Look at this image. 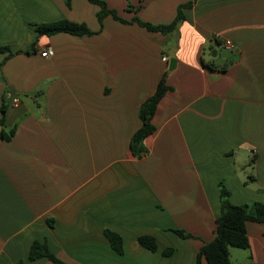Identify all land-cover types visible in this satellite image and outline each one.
<instances>
[{
	"label": "crops",
	"instance_id": "1",
	"mask_svg": "<svg viewBox=\"0 0 264 264\" xmlns=\"http://www.w3.org/2000/svg\"><path fill=\"white\" fill-rule=\"evenodd\" d=\"M104 1L124 20L167 24L189 0ZM98 11L88 0H0V46L21 51L0 67L1 130L14 127L0 139V264H58L28 260L33 240L64 264H195L215 236L220 184L232 204L264 203V0H195L165 34L111 15L100 25ZM59 19L94 33L36 32ZM169 50L171 89L135 157L138 107ZM244 227L248 247H230V264H264V222Z\"/></svg>",
	"mask_w": 264,
	"mask_h": 264
},
{
	"label": "trees",
	"instance_id": "2",
	"mask_svg": "<svg viewBox=\"0 0 264 264\" xmlns=\"http://www.w3.org/2000/svg\"><path fill=\"white\" fill-rule=\"evenodd\" d=\"M69 3V0H65ZM91 3H95L99 6V11L96 14L97 20L101 25L104 16L111 15L115 20L122 23H136L139 26L145 27L149 31H159L161 33H168L174 30L177 23L181 22L185 17L182 10L184 8L190 7L195 0H189L187 2L181 3L177 6L176 15L173 20L167 24H152L140 20L138 17H133L131 20L127 21L120 18L115 9L107 7L104 0H88ZM35 30L38 35H51L57 32H67L73 35H91L94 32L91 31L84 23H78L66 19H59L47 23L35 24ZM217 41V40H216ZM8 50L7 56L0 62V67L3 61L12 54L20 53L21 51L12 52L7 46H0V51ZM32 47L23 51L25 53L32 52ZM168 74V69H165L155 87L154 92L148 96L138 107V117L140 119V126L133 132L130 138V151L135 157H140L147 152L144 145V140L154 131V126L151 122V118L154 114L155 107L159 99L163 94L171 89L165 82L166 76ZM0 78L4 81V78L0 74ZM6 104L2 101L0 105V124L3 123V115L6 110ZM14 133V127L9 131L1 130V138L9 139ZM228 190L219 185V202H220V212L216 217V227L215 236L213 239L203 246H201L196 253L195 264H201V258H204L207 264H230L229 260V248H246L248 247V237L245 232L244 224L246 221L253 222H264V203L259 201H254L250 203L243 204H232L228 199ZM175 232L180 237H191L190 234L185 233L183 230L175 229ZM108 238L111 241L112 246L119 250V238H115L112 233L108 234ZM138 241L146 248L150 250L155 249V240L153 237L148 235H141L138 237ZM169 250H164V254H167ZM45 256L51 262L64 264L61 262L53 253L49 251L45 241L33 240L29 252L27 255L28 260H33L35 258Z\"/></svg>",
	"mask_w": 264,
	"mask_h": 264
},
{
	"label": "built area",
	"instance_id": "3",
	"mask_svg": "<svg viewBox=\"0 0 264 264\" xmlns=\"http://www.w3.org/2000/svg\"><path fill=\"white\" fill-rule=\"evenodd\" d=\"M214 38H215V40H218L219 36L216 35V36H214ZM230 45H231V41L229 39H226V38L222 39V41L220 43V46L223 48H229ZM51 55H53V50L50 47L45 48V49L40 51V56H42V57H48ZM161 59L163 61L168 60L167 56H162ZM13 101L16 102V99H14Z\"/></svg>",
	"mask_w": 264,
	"mask_h": 264
},
{
	"label": "water",
	"instance_id": "4",
	"mask_svg": "<svg viewBox=\"0 0 264 264\" xmlns=\"http://www.w3.org/2000/svg\"><path fill=\"white\" fill-rule=\"evenodd\" d=\"M176 58L174 57V53L172 50H169V59L167 64L168 71L172 70L175 67ZM0 139H1V124H0Z\"/></svg>",
	"mask_w": 264,
	"mask_h": 264
},
{
	"label": "rangeland",
	"instance_id": "5",
	"mask_svg": "<svg viewBox=\"0 0 264 264\" xmlns=\"http://www.w3.org/2000/svg\"><path fill=\"white\" fill-rule=\"evenodd\" d=\"M207 51H208V50H206V54H207Z\"/></svg>",
	"mask_w": 264,
	"mask_h": 264
}]
</instances>
